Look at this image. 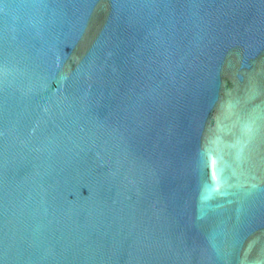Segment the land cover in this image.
<instances>
[{"label":"water","instance_id":"95a60500","mask_svg":"<svg viewBox=\"0 0 264 264\" xmlns=\"http://www.w3.org/2000/svg\"><path fill=\"white\" fill-rule=\"evenodd\" d=\"M0 264H264V0H0Z\"/></svg>","mask_w":264,"mask_h":264}]
</instances>
